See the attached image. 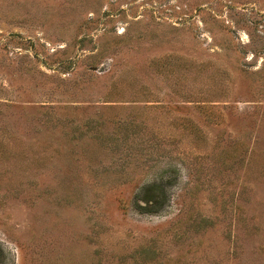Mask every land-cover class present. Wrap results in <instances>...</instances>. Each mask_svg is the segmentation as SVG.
<instances>
[{
	"label": "rangeland",
	"instance_id": "1",
	"mask_svg": "<svg viewBox=\"0 0 264 264\" xmlns=\"http://www.w3.org/2000/svg\"><path fill=\"white\" fill-rule=\"evenodd\" d=\"M0 264H264V0H0Z\"/></svg>",
	"mask_w": 264,
	"mask_h": 264
}]
</instances>
